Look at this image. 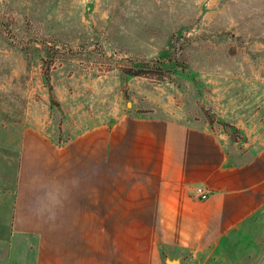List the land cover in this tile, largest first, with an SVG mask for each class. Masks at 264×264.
Returning <instances> with one entry per match:
<instances>
[{"label": "rangeland", "instance_id": "rangeland-1", "mask_svg": "<svg viewBox=\"0 0 264 264\" xmlns=\"http://www.w3.org/2000/svg\"><path fill=\"white\" fill-rule=\"evenodd\" d=\"M25 134L96 193L97 252L199 264L214 222L264 264V0H0V147Z\"/></svg>", "mask_w": 264, "mask_h": 264}, {"label": "crops", "instance_id": "crops-1", "mask_svg": "<svg viewBox=\"0 0 264 264\" xmlns=\"http://www.w3.org/2000/svg\"><path fill=\"white\" fill-rule=\"evenodd\" d=\"M65 169L62 149L31 134L23 135L16 143L13 141L0 147L2 264L166 263V255L156 247L125 249L123 237L116 242L121 246H113L111 236L105 250L97 252L96 235L90 234V231L87 235L82 233L87 227L96 226L95 215L91 222L87 209L91 199L94 202L96 193L80 186V180L73 172L66 179ZM105 195V221L108 217L111 224V190ZM223 206L217 204L216 212L224 210ZM212 223L207 226L211 230L200 236V250L193 252L199 258V264H247V245H242L244 253L241 256L242 251L236 249L234 239L223 237L220 232L224 231ZM49 244H55V248L49 249ZM241 257L243 262H238Z\"/></svg>", "mask_w": 264, "mask_h": 264}, {"label": "built area", "instance_id": "built-area-1", "mask_svg": "<svg viewBox=\"0 0 264 264\" xmlns=\"http://www.w3.org/2000/svg\"><path fill=\"white\" fill-rule=\"evenodd\" d=\"M197 193H198V196L202 198H206L208 196L207 192L204 191L202 188H198Z\"/></svg>", "mask_w": 264, "mask_h": 264}, {"label": "water", "instance_id": "water-1", "mask_svg": "<svg viewBox=\"0 0 264 264\" xmlns=\"http://www.w3.org/2000/svg\"><path fill=\"white\" fill-rule=\"evenodd\" d=\"M170 264H173V263H170Z\"/></svg>", "mask_w": 264, "mask_h": 264}]
</instances>
